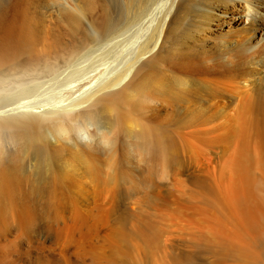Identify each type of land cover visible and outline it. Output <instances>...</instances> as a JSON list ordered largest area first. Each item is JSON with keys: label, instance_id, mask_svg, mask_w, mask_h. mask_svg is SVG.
I'll return each mask as SVG.
<instances>
[{"label": "bare ground", "instance_id": "obj_1", "mask_svg": "<svg viewBox=\"0 0 264 264\" xmlns=\"http://www.w3.org/2000/svg\"><path fill=\"white\" fill-rule=\"evenodd\" d=\"M246 7L251 11L247 23L264 18L262 0H23L9 8L10 15L2 12L0 203L31 200L44 191L50 203L62 201L70 189L100 182L104 199H118L133 216L136 208L130 205L137 198L157 199L167 190L177 193L174 210L184 220L170 216L166 228L155 220L122 224L119 239L138 242L127 264H261L264 255L257 250L264 252V183H258L251 166L258 155L245 147L223 162L217 151L218 138L232 136L223 134L232 127L231 106L242 103L241 94L251 96L261 71L249 69L234 77L228 70L200 68L202 60L217 64L229 48L235 52L237 47L239 57L251 52L256 57L264 50L259 25L260 43L239 35L251 27L240 29ZM187 140L193 144L188 149ZM198 143L204 149L200 153L194 152ZM180 154L192 160L179 159ZM179 181L185 186L179 187ZM30 188H35L33 196ZM185 196L191 203L182 202ZM115 210L114 215L123 211ZM251 227L260 230L259 237L251 236ZM182 237L200 250L179 244ZM173 242L179 249L171 253L167 247ZM208 251L218 258L209 259ZM98 260L94 256L92 263L101 264Z\"/></svg>", "mask_w": 264, "mask_h": 264}, {"label": "rangeland", "instance_id": "obj_2", "mask_svg": "<svg viewBox=\"0 0 264 264\" xmlns=\"http://www.w3.org/2000/svg\"><path fill=\"white\" fill-rule=\"evenodd\" d=\"M21 1L23 2V0H4L3 3L0 4V6L2 7V8L0 7V14H3V13L5 14L6 13L7 15L8 14L10 15L11 11H9V8L14 7L15 5H18L19 3H22ZM262 2H264V1L262 0ZM7 5H8V7H7ZM244 9H245L244 12H246V13L243 12V16L246 18L245 19L246 22H244L240 26V29H242V28L246 29V27H250V26L251 27L249 29H246L247 31L241 32L239 35H240V37H243L245 41H248L250 43L252 41L254 43H258V42L260 43L261 42L260 41L261 40V32H260L261 28H263L262 32L264 33V21H263L264 18L261 20L262 22L261 21H257V23L256 22L253 23L254 25L252 24V22L251 23H247L248 19L250 18V14H251L250 12L251 11L247 10V7L244 8ZM8 11H9V13H8ZM248 11H249V13H248ZM247 16H249V18ZM258 25L260 26V29L257 32ZM233 37H234V34H232V38ZM234 49H235V52H234V50H230V48H229V50L224 53V55H223V56H225L224 58H221V57L218 58L219 59V60H217L218 62L216 61L217 64H215V61H214V63H213V61L212 62L210 61V63H209V60H208V62H207L208 64H207L206 63L207 60L206 61L202 60V62H204V63L203 64L201 63V65H203V66L200 67V68L212 67L217 72H222L224 70H228V73L230 72V75H232L234 77L239 76L238 74L240 72L244 73L245 71H247L249 69L250 70L251 69L252 70H256V71H259V72L261 71L260 74H259L260 78L254 79V82H255V86H254L255 88L254 89H255V91L253 89V93L251 94V96L252 95L253 96L252 97L251 96H244V94H241L239 96V100L240 101L242 100L241 101L242 103H240L238 101V102L234 103L231 106L230 114H231V117L233 116V118L229 122H230V125H232V127L229 125L230 127L224 128L225 130L222 128V129H219L217 132H215V135L217 137H218L217 134H220L221 131H223V130H224L223 134H226V133L232 134L231 137L229 136L226 139H221L220 140L218 138V145L220 147H219V149L217 151H219L220 149L222 150V148L224 146L223 149H224V151L226 150L225 152H227L225 154V152L223 150L222 151L220 150L218 152V155H220V156H218V158L221 161H223V162L225 161L226 162L227 161L226 158H228L229 156L234 155V153L236 151L239 152V150H243L245 147H247L246 149L249 152L251 151L252 154H255L254 156H256V155L260 156V159L258 158V156H256V158H254L253 163H252L251 166L253 167V174H254L253 176L257 177L256 179H257L258 183H261V182L264 183V179H263L264 178V172H261V171L264 170V164H262V163H264V159H263L264 158V155H263L264 154V149H263L264 148V135H263V133H264V69H263L264 68V50L259 52V54L256 57H255L256 52H251L250 55L248 54L247 56L239 57L238 56V52L236 50L237 47H235ZM232 51H233V53H231ZM218 56H221V55H218ZM228 56H230V58H228ZM231 57H233V58L231 59ZM227 58H228V60H227ZM234 58H235V60H234ZM222 59H223V61H222ZM251 60H254V64H255L254 66L252 65L253 61H251ZM220 61H221V63H219ZM224 61H226V62H224ZM239 62L241 63V65H240ZM212 63L215 66L212 65ZM205 64H206V66H205ZM224 67L225 68L227 67V68L224 69ZM218 69H219V71H218ZM233 74H235V75H233ZM234 81L235 80H233L232 83ZM218 85H219V83H216V86L214 85L215 88H219V89L222 88V86H220L221 84L219 85V87H218ZM234 105H236V106L234 107ZM232 107H234V108L232 109ZM233 110H234L235 113H237V115L234 114ZM241 114H243V115H241ZM215 122L219 123L218 120L215 121ZM232 123H234V124H232ZM211 124L214 125V123H211ZM207 126H208V124H207ZM210 126L211 125L209 123V127ZM189 127H191V128H189L190 130H188V131H187L188 127H187V129H185V131L188 132V133L193 129L192 128L193 126H189ZM260 128H261V130H260ZM226 130H227V132H226ZM229 130L230 131L232 130V131L230 132ZM253 130H254L255 133L253 132ZM238 132H240V133H238ZM187 135H189V134H187ZM185 138H188V136H185ZM236 138H238V139H236ZM227 139H228V141H227ZM231 141H232V144H231ZM249 144H250V146H248ZM261 144H263V145L261 146ZM189 145H190V141L189 140L185 141V146H186L187 149L189 148ZM192 145L193 144H192V141H191V145L190 146H192ZM198 145H199V143H198ZM198 145H197V147H195L194 152L200 153L201 151H204V149L201 147V145H199V146ZM255 147H257V148L255 149ZM258 151L260 153H258ZM224 154H225V156H224ZM259 154H262V155H259ZM185 155L186 154H184V155L180 154L181 157H179V156L178 157H179V159H186V160L190 159V160H192L190 157H187ZM256 159H257V161H256ZM212 160H213V158L211 159V161ZM258 160H260V162ZM190 162L192 163L191 167H193L194 162L193 161H190ZM212 162L214 163L215 159ZM258 162L262 165V167H261V165ZM257 163L259 164V166H258ZM215 165H216V163H215ZM216 167H217V165H216ZM202 170L203 171L200 170V172L202 174L206 172V168L205 169L203 168ZM190 171L193 172V169L190 170ZM178 172H180V170L176 171L177 174H178ZM255 172H257V174ZM188 174H190V172ZM49 177L50 176H48L47 179ZM34 184L36 186V184H38V183H34ZM182 184H184V185L182 186ZM185 184H186V181H183V182H180L178 186L179 187H184ZM84 187L85 186H81V188H77L76 189L77 191L75 189H70L69 197H72V199L70 200V198L67 197V198L63 199L64 201L63 200L62 201H57V202L53 201V202H56V203H53V202L50 203L48 201L49 199L48 200L46 199L45 195H48L46 191L43 192L44 196H43V194L40 195V196L37 194L38 197H37V195H34L35 194V192H34L35 188L34 189L30 188V190H33V192L30 191V193L32 194V196L34 195L33 198L31 197V200L29 198L28 200H20V201L18 200V202H17L15 199H9V200H7L8 202L7 201H3V203H0V216H1L0 217L1 218L0 219V230H1L0 231V264H89V263L93 264L92 262H94L96 260L95 259L94 261H92L94 256H98V259H99L98 262L101 261L102 262V263L100 262L101 264H107V263L108 264L109 263L110 264H116L117 260H118L119 264H122L123 262H125V264H127V262H126L127 260H125V259H126L127 255L131 256L132 254H134V252H133L134 244L133 243H135L136 241H134V242L130 241L128 243V242H124L121 239H119L120 238L119 235L121 236V233L119 231H120V228H122V224L127 223V225H130L131 223H136L137 222L136 225L140 226L142 224V221L152 222V221L155 220V222L161 221L162 223L160 222L159 225L161 227H163V228H166V224L165 223H167V221H169V217L170 216L172 217V219L176 218L175 220H184L183 217L181 215H179V213L174 210L175 209L174 207H177V203L175 202V201H177V197H178L177 193L168 194L167 190H164V192H163V190H161L162 192L161 191L159 192V198H157V199L144 198L142 196L139 197V199L137 198L135 200L136 202L134 201V202H132L133 204L130 205V206L136 208V211H135L136 214H133V216H132L130 207L123 206L121 204V202H119L118 199H115V200L112 199L111 195H109V194H108L109 195L108 196L109 199H108V197L104 199V195H105L106 192H105L104 187L100 184V182H99V184L98 183L96 184V182L95 183H90L89 186H87L85 188ZM261 187L264 190L263 184H262ZM259 190H260V188H259ZM261 190L259 191V193H263V191L261 192ZM73 191H74V193H73ZM75 193H78V194H75ZM76 195H77V197H76ZM172 195H174L176 197H174ZM41 196H42V199H41ZM113 196L114 195H112V197ZM43 197H44V199H43ZM185 197L187 198L188 201L185 199ZM185 197L181 198V199H183L182 202L191 203V201H192L191 197L190 196H185ZM87 198H89V199H87ZM163 198H164V201H163ZM106 199H108L107 202L105 201ZM110 199L112 200V202L110 201ZM158 199H159V201H158ZM23 202H25V203H23ZM86 202H88L87 203L88 205L85 204ZM11 203H12L13 206H11ZM18 203H19V205H18ZM162 203L164 204L163 207H162ZM8 204H9V206H8ZM172 204L176 205V206H173ZM72 206H74V207H72ZM135 206H137V207H135ZM159 206H160V208H162L163 211L160 208H158ZM4 207L6 209L7 208L8 209L5 210ZM124 207L126 208V212L124 211L125 210ZM152 208H154V209H152ZM115 209H117V211H118V209L119 210L123 209V211L120 210V213H122V214L116 212V214L114 215V213L116 211ZM156 209H158V211ZM187 209L188 208H186V210H185V208H184V211L186 213L189 212ZM169 210H170V212H169ZM6 211L9 212V213H7ZM111 211H112V213H111ZM165 211H166V213H165ZM256 211L257 210H255V212ZM49 212H50V214H49ZM2 213H4V214H2ZM213 213H215V212L213 211L211 213V215ZM175 214L178 215V216H176ZM253 214H254L253 215V217H254L256 215V213L253 212ZM125 215H126L127 219H126V217H124ZM144 215H145V217H144ZM167 215H168V218H166ZM2 216H7V218L6 217L3 218ZM164 216H165V218H164ZM212 216H214V214ZM75 217H76V219H75ZM157 217H158V219H157ZM178 217L180 219H178ZM130 218H132V219H130ZM257 218L258 219L262 218V213L261 212H258ZM32 219H33V221H32ZM102 219H103V221H102ZM5 220H6V222H5ZM117 220L121 221V222H118ZM162 220H164V221H162ZM138 221H140V222H138ZM75 223H77V224H75ZM107 223H108V225H107ZM110 223H111L112 226L110 225ZM138 223H140V224H138ZM26 226H27V228H26ZM110 227H112V228L110 229ZM123 227H124V225H123ZM247 228L248 227H246V230H247ZM249 228H250V226H249ZM251 228H252L253 231H251L252 235L251 234L250 235L254 237V235L257 234V236L259 237L258 234H260L259 233L260 230L256 229V227H254V228L251 227ZM257 231H259V232H257ZM95 232H97V233H95ZM117 233H118V236H117ZM182 239L179 240L178 243L179 242H180L179 244H186L187 243V245L190 244V245L186 246L188 250H191V251H199L200 250V249L197 248V246L195 244H193L191 242L188 243L186 240H184V237H182ZM252 240H254V238L251 239L252 243L250 241L249 242L247 241V242L253 244ZM136 243H138V242H136ZM140 243H142L141 240H140ZM173 243L174 244H170L169 247H167V250L169 252H171V253H174V251L177 252V250L179 249L178 245H177L178 243L177 242H173ZM118 244H119V246H118ZM64 245H65V247H64ZM67 245L68 246L70 245V247H68ZM85 245H86V247H85ZM125 245H127V246H125ZM104 246H105V248H104ZM114 246H116V247H114ZM130 246H132V247H130ZM68 248H70V249H68ZM72 248H74V249H72ZM117 248L120 249L121 251L119 250V252H117ZM99 249L102 250V251L100 252ZM103 249H104V251H103ZM110 249H112V250L110 251ZM260 249L257 250V251H259V254H261V256L263 257V255H264L263 249H262V253H260L261 252ZM96 250H97V252H96ZM257 251H255V252H257ZM80 252H82V253H80ZM88 252H89V254H88ZM116 253H117V255H116ZM102 255H103V257H102ZM118 255H120V256H118ZM206 255H207V257L209 259H214L215 260V259L218 258V256H216L214 253H211L210 251L206 252ZM110 256H111V258H110ZM83 257H85V259ZM259 258L260 257L255 258V260L258 259L257 261H259ZM261 259L264 261V257L261 258ZM227 260H229V259H227ZM262 260H260L259 262H261V264L262 263L264 264V262H262ZM114 261H115V263H114ZM230 261H231V259H230ZM232 261L230 263L239 264L236 261L235 262L234 261L232 262ZM118 262H117V264H118ZM129 262L130 261H128V263ZM227 263H229V262H227ZM129 264H139V263H131L130 262ZM140 264H142V263H140ZM144 264H149V263H144Z\"/></svg>", "mask_w": 264, "mask_h": 264}]
</instances>
